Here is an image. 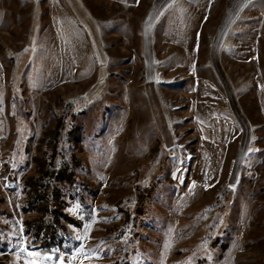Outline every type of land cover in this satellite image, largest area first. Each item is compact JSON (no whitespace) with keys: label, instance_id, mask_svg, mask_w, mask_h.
Here are the masks:
<instances>
[{"label":"rangeland","instance_id":"1","mask_svg":"<svg viewBox=\"0 0 264 264\" xmlns=\"http://www.w3.org/2000/svg\"><path fill=\"white\" fill-rule=\"evenodd\" d=\"M234 1L0 0V264H264V0ZM57 122L88 187L42 253L21 190Z\"/></svg>","mask_w":264,"mask_h":264},{"label":"trees","instance_id":"2","mask_svg":"<svg viewBox=\"0 0 264 264\" xmlns=\"http://www.w3.org/2000/svg\"><path fill=\"white\" fill-rule=\"evenodd\" d=\"M60 124L47 129L37 146V155L33 157L35 173L27 176L22 183V210L28 216L22 221V234L36 244L42 253L69 251L75 246L70 227H80L82 221L69 215L66 194L76 187L87 188L77 170L80 159L72 151L77 143L76 129L61 135ZM154 189L145 187L138 193L136 209L124 210V222L132 228L142 220L145 201L152 197ZM79 196L81 204L83 198ZM88 208V206H86ZM135 212V213H134ZM138 223V224H139ZM123 232V230H122ZM135 235L140 232L134 229ZM126 245V243H125ZM119 243L120 252L107 264H137L129 258L127 246Z\"/></svg>","mask_w":264,"mask_h":264},{"label":"crops","instance_id":"3","mask_svg":"<svg viewBox=\"0 0 264 264\" xmlns=\"http://www.w3.org/2000/svg\"><path fill=\"white\" fill-rule=\"evenodd\" d=\"M242 0H235L234 3L232 5H234L236 7V5L238 4V2H240ZM243 7V6H242Z\"/></svg>","mask_w":264,"mask_h":264}]
</instances>
